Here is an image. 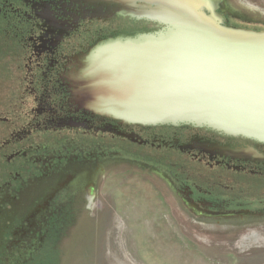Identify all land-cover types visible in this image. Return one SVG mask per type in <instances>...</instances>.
<instances>
[{"label": "flooded vegetation", "instance_id": "af4514ba", "mask_svg": "<svg viewBox=\"0 0 264 264\" xmlns=\"http://www.w3.org/2000/svg\"><path fill=\"white\" fill-rule=\"evenodd\" d=\"M159 1L0 0V52L12 69L0 110V242L29 233L35 242L48 216L68 213L71 187L117 164L150 171L199 224L264 228V196L251 186L264 181V144L206 127L133 125L77 103L91 54L164 33Z\"/></svg>", "mask_w": 264, "mask_h": 264}, {"label": "water", "instance_id": "95a60500", "mask_svg": "<svg viewBox=\"0 0 264 264\" xmlns=\"http://www.w3.org/2000/svg\"><path fill=\"white\" fill-rule=\"evenodd\" d=\"M222 1L160 0L164 33L91 54L79 106L133 125L206 127L264 144V30L224 26Z\"/></svg>", "mask_w": 264, "mask_h": 264}, {"label": "rangeland", "instance_id": "374dc122", "mask_svg": "<svg viewBox=\"0 0 264 264\" xmlns=\"http://www.w3.org/2000/svg\"><path fill=\"white\" fill-rule=\"evenodd\" d=\"M223 1L232 23L264 30V0ZM10 62L0 52V110L12 85ZM82 184L67 192L66 215L54 213L34 231L35 242H28L30 233L22 242H0V264H264L262 223L245 231L199 224L150 171L102 166ZM89 185L96 186L94 194ZM251 186L264 196L263 180Z\"/></svg>", "mask_w": 264, "mask_h": 264}]
</instances>
